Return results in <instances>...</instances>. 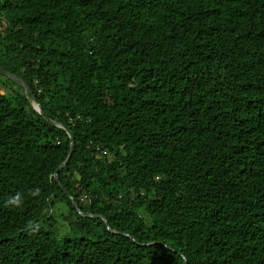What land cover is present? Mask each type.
<instances>
[{"label":"trees","instance_id":"trees-1","mask_svg":"<svg viewBox=\"0 0 264 264\" xmlns=\"http://www.w3.org/2000/svg\"><path fill=\"white\" fill-rule=\"evenodd\" d=\"M0 68L69 131L0 74V264H264V0H0Z\"/></svg>","mask_w":264,"mask_h":264},{"label":"water","instance_id":"water-1","mask_svg":"<svg viewBox=\"0 0 264 264\" xmlns=\"http://www.w3.org/2000/svg\"><path fill=\"white\" fill-rule=\"evenodd\" d=\"M0 74H2V75H4V76L8 77L9 79L13 80L14 82L18 83L19 85H21V86L23 87L24 92H25V94H26V97L31 101V105H32V107H33V108L35 109V111H37L42 117H44V118L47 119L48 121L52 122L54 125H57L58 127L63 128L64 130H66L67 133H69V131L67 130V128H66L65 125H63V124H61V123H59V122L52 121V120H50V119L46 116L45 112L43 111L42 106H41L39 103H37V102H35V101H33V100L31 99V96H30V94H29V92H28V90H27V85H26V84H25V83H24L19 77L15 76V75H13V74H10V73H8V72H5V71H3L1 68H0ZM34 103H35V104H34ZM70 139H71V136H70ZM71 152H72V145L70 144V151H69V155H68L67 159H66V160H65V161H64V162H63V163L57 168L56 173L54 174V176H55L56 179L58 178V172H59L60 169L65 165V163L68 161V159H69V157H70V155H71Z\"/></svg>","mask_w":264,"mask_h":264},{"label":"rangeland","instance_id":"rangeland-1","mask_svg":"<svg viewBox=\"0 0 264 264\" xmlns=\"http://www.w3.org/2000/svg\"><path fill=\"white\" fill-rule=\"evenodd\" d=\"M3 93V90L1 91ZM35 104V103H34ZM62 205V204H61ZM66 209L60 208L59 211L56 209L57 214L54 215L56 223H54V234L58 238L65 236L68 233L67 223L61 218L62 214H65ZM64 226V227H63Z\"/></svg>","mask_w":264,"mask_h":264}]
</instances>
